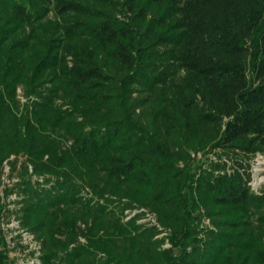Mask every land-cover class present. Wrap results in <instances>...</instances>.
Here are the masks:
<instances>
[{
    "label": "trees",
    "instance_id": "1",
    "mask_svg": "<svg viewBox=\"0 0 264 264\" xmlns=\"http://www.w3.org/2000/svg\"><path fill=\"white\" fill-rule=\"evenodd\" d=\"M257 153L264 0H0V264H264Z\"/></svg>",
    "mask_w": 264,
    "mask_h": 264
},
{
    "label": "built area",
    "instance_id": "2",
    "mask_svg": "<svg viewBox=\"0 0 264 264\" xmlns=\"http://www.w3.org/2000/svg\"><path fill=\"white\" fill-rule=\"evenodd\" d=\"M264 165V154L257 153L252 161V176L251 185L254 189H258L261 185H264L263 182L258 181L256 174L260 172V169ZM10 170V166L6 163L5 170ZM32 171V166H30ZM6 172V171H5ZM8 174V173H7ZM3 179L6 180V183H12L18 181V178H13L11 180L6 179V175H3ZM15 197L16 198V193ZM10 207H14L13 204ZM2 227L4 231L6 230V240L8 242V248L10 254L15 253L19 257L16 258L15 264H40L41 263V243L36 238V235L29 229L23 227L19 219L13 216L10 220L2 222ZM14 240H17L16 243ZM17 251V253H16Z\"/></svg>",
    "mask_w": 264,
    "mask_h": 264
},
{
    "label": "rangeland",
    "instance_id": "3",
    "mask_svg": "<svg viewBox=\"0 0 264 264\" xmlns=\"http://www.w3.org/2000/svg\"><path fill=\"white\" fill-rule=\"evenodd\" d=\"M19 94L20 95H22L23 96V89L20 87L19 88ZM23 101H26V99H23ZM193 156L195 157V161L198 163L199 161H203V159L204 160H206L207 158H212V157H214V155L213 154H208V155H206L205 153H203V152H198V153H193ZM19 160H20V162H23L24 161V157L23 156H21L20 158H19ZM252 161H253V159H252ZM8 166H9V164H8ZM6 171V172H5ZM11 171H12V169H11V167H10V170H9V168H8V170L6 169V170H4L3 171V175H6V179L7 180H11V175H10V173H11ZM8 173V174H7ZM252 176H254V173L252 172ZM256 177L258 178V181H261V182H263L264 183V165L262 166V168L260 169V172L259 173H257L256 174ZM41 181H43L42 179H41ZM5 182H7L6 180H5ZM12 185V183H10V186ZM13 197H15V194L14 193H12V194H10L9 195V200H13L12 198ZM16 197H17V194H16ZM16 199V198H15ZM143 210H146L145 208H142V209H140V210H134V211H132V213H131V215H129L127 218H129V217H131V216H134L135 214H137V211H143ZM129 212V210H127L126 211V213L125 214H127ZM139 222H143V223H147V224H152V225H156L158 228H159V230H161V233L158 235V237H161V238H164L165 239V242H164V245H163V247L164 248H170V247H172V243L170 242V238H169V233H170V230H168V229H166V228H164L163 227V225L160 223V221H159V219H158V217H157V215L155 214V213H153V212H148V213H146V214H143V216L141 217V219L139 220ZM203 223L204 224H210V220L209 219H205L204 221H203ZM6 232H8L7 230H6ZM5 232V233H6ZM34 233V232H33ZM35 234V233H34ZM37 238V237H36ZM38 239V238H37ZM39 240V239H38ZM16 241L17 240H14V242L16 243ZM39 242L41 243V241L39 240ZM9 249V248H8ZM42 243H41V252H42ZM9 251V250H8ZM16 253H17V251H16ZM42 254V253H41ZM9 255H10V257L11 258H14V259H16L17 257H19L18 255H15V253H11L10 254V252H9Z\"/></svg>",
    "mask_w": 264,
    "mask_h": 264
}]
</instances>
